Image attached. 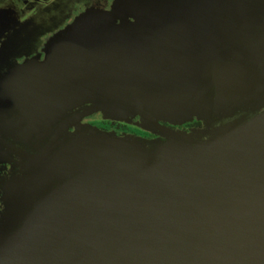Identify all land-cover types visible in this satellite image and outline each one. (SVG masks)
<instances>
[{"label":"water","instance_id":"obj_1","mask_svg":"<svg viewBox=\"0 0 264 264\" xmlns=\"http://www.w3.org/2000/svg\"><path fill=\"white\" fill-rule=\"evenodd\" d=\"M211 1L157 21L161 52L142 29L132 44L81 35L65 76L94 104L76 119L98 110L136 117L166 140L63 147L56 129L24 161L36 178L22 185V204H7L0 264H264V17L252 0H235L231 41H208L209 26L187 24L233 21H215L229 14L219 12L226 0ZM156 118L201 128L175 132ZM169 145L199 152L171 160Z\"/></svg>","mask_w":264,"mask_h":264},{"label":"flooded vegetation","instance_id":"obj_2","mask_svg":"<svg viewBox=\"0 0 264 264\" xmlns=\"http://www.w3.org/2000/svg\"><path fill=\"white\" fill-rule=\"evenodd\" d=\"M53 2L54 0H24V7L16 8L21 16L18 22L23 20L25 22L31 16H34L35 14L31 13L32 9L50 7ZM195 2V0H191L187 9H195L196 7L193 6ZM134 4H137L138 9L143 10L142 13H144L139 20L134 17L125 18L122 16L126 14L119 10L117 0H85L83 9L77 12L74 11L70 18H67L60 27L52 31V33L57 32L51 36L53 42L51 43L49 39L48 45L41 48L43 49L42 52L38 51L32 58L25 57L24 61L18 62L16 67H19L18 70L9 72L4 77L0 76V222L7 209L6 187L17 175H20V172L24 171V161L26 162L27 159L38 155L41 145L53 139L54 131L57 128H64L71 123V110L87 108L86 103L77 104V98L75 96L70 97L71 88H67L65 82L61 80L62 77H66L65 69L70 66L67 62L71 58L73 60L79 58L78 56H70L72 50L75 49L76 42L73 44L66 43L67 36L71 37L74 31H79L80 33L77 36L80 38L83 35L86 39L87 31H91L95 35H100L99 37H104L106 41L114 42L126 39L129 41H127V44H132L135 43L136 39L133 30L142 29V31H146V35L158 36V38L153 39V43L159 44L158 50L159 52L162 51V46L165 45L163 39H161L162 32L154 31V29L157 21L164 18L166 12L172 9L170 7L171 2L169 0H136ZM104 5H107V8H104ZM108 6L112 7L109 8ZM133 7L135 8V6ZM237 7L238 4L235 0L224 1L223 11L219 12L228 13L229 16L227 18L220 16L214 20L226 22L233 19L231 13L241 10L236 9ZM213 9L221 10L218 7H213ZM106 11L114 15L111 18V23L107 21L108 13ZM118 15L119 18H117ZM151 15H159V17L150 20ZM120 17H123V21L119 20ZM179 18H175L174 29H178L177 25L182 24L181 16ZM71 24H73V27ZM239 25L234 18L232 22L226 23H204L201 25L188 23L187 27L196 30L199 26H209L212 38L208 41L223 34L228 37L227 42H230V37L233 34L230 31H235ZM60 32L66 34L61 36ZM4 33V31L0 32V46L7 37L5 35V38L2 39ZM143 40V45L149 43L148 40ZM61 56L64 58L61 59ZM57 61L63 64L53 65ZM68 76L67 79L70 80V74ZM76 117L73 116V120ZM83 119L81 121H85ZM200 124L199 121L194 120L182 126L185 129L184 131L187 132L189 129H199ZM171 129L177 130L174 127ZM121 135V132H109L107 134L109 137L128 139ZM146 137H150V135H146Z\"/></svg>","mask_w":264,"mask_h":264},{"label":"rangeland","instance_id":"obj_3","mask_svg":"<svg viewBox=\"0 0 264 264\" xmlns=\"http://www.w3.org/2000/svg\"><path fill=\"white\" fill-rule=\"evenodd\" d=\"M23 1L24 0H0V32L3 31L5 32L2 39L5 38V35H7L5 41L2 42V45L0 46V76L1 77H4L5 74H8L9 72H14L18 70L19 67L16 68L18 62L20 63L24 61L25 57L32 58V56H35L38 53V51L42 52L43 49L41 48L46 47L48 45L49 39L50 42L52 43L53 37L51 36L56 32L55 31L54 33H52V31L60 27V25L63 24V22H65L67 18H70L74 14V11L77 12L80 9H83L84 7L83 3L85 0H54V2L51 3L52 5L50 7H46L42 9L34 8L32 9L31 12L32 14H35L34 16H31L30 19L26 20L25 22H23L24 20L18 22L21 19V16L18 14V11H16L17 10L16 8H21V6L24 7ZM117 1L119 3L118 6L119 10H121L126 14L122 16H124L125 18L134 17V18H138V20L142 18V15L144 13H142L143 10L138 9L137 4H134L136 0H117ZM169 1L171 2L170 7L176 10L180 7L187 9V7L190 6L189 2L191 0H169ZM205 1L210 2L211 0H200L198 2H195L193 6H198V7L209 6V8H211L213 4H204ZM250 4L254 5L255 11H257L256 13L261 14L263 15L262 17H264V0H252ZM133 6H135V8ZM104 8H107V5H104ZM106 12L108 13L107 21L108 22L110 21L109 23H111L112 22L111 18L114 17V15H111L109 11ZM170 13L173 12L170 11ZM170 13L168 15H172ZM158 17L159 15H151L150 20L156 19ZM117 18H119V15ZM119 20L123 21V17H120ZM71 26L73 27V24H71ZM78 33L80 32L74 31L71 37L66 35L68 37L66 43H70V44H73L74 42L80 43L81 40L77 36ZM59 34H61L62 36L63 34L66 33L60 32ZM63 58L64 57L61 56V59ZM62 64L63 63L59 61L53 63V65H62ZM71 70H73V66L69 67V69L66 68L65 72L69 73L68 71ZM61 80L65 82V85L69 89L71 88V85L77 87L79 83L78 80L75 81V83H71L70 80L67 79V77H62ZM75 91H76L75 89L70 90V97L75 96L77 98L76 99L77 104L86 103V101H84L86 98L85 97L82 98L80 97L81 99L78 98L76 95L77 93ZM93 104H94L93 101L87 102L88 108ZM85 111L86 109H82V108H78V110H71L70 112L71 123H69L64 128H62V132H61L62 134L66 135V140L62 145L63 147L69 143L72 144L80 140L91 139V140L99 141L101 140V137H106L109 132H121L122 134L121 136H125L128 139H131L132 141L140 145H146L149 142H153L157 140L158 141L166 140V138L160 136L159 134L155 133L153 130L147 128V126L142 125V121L139 118L136 117L121 118L120 116L118 117L111 113L110 115H108L107 113H104L108 111H104V110L90 112L85 116H82L81 119L84 118L83 120L85 121H81V119L73 120L72 118L73 116H78L79 114H83ZM109 112H113V111L111 110ZM156 121L167 129H170L175 132L186 133V131H184L185 129L182 126L185 123L175 124L169 118L168 119L156 118ZM172 127L177 128V130L171 129ZM60 129L61 128H57V131H59ZM146 135H150V137H146ZM126 158L132 159L129 156H126ZM19 174L20 175H17V177L14 178L13 181L9 182L10 184L7 185L6 187V200L8 199L7 204L9 203L8 205H10L12 208L22 204L21 203L22 200L20 199L21 196L20 194L22 192H25L24 187L22 185L30 184L36 178L35 173H32L30 171H22Z\"/></svg>","mask_w":264,"mask_h":264},{"label":"bare ground","instance_id":"obj_4","mask_svg":"<svg viewBox=\"0 0 264 264\" xmlns=\"http://www.w3.org/2000/svg\"><path fill=\"white\" fill-rule=\"evenodd\" d=\"M199 152L198 148H190V147H184L179 145H169L168 146V155L171 160H179L184 158H189ZM29 164H34L33 161H29ZM15 232V231H14ZM13 233V231L10 232V235Z\"/></svg>","mask_w":264,"mask_h":264},{"label":"trees","instance_id":"obj_5","mask_svg":"<svg viewBox=\"0 0 264 264\" xmlns=\"http://www.w3.org/2000/svg\"><path fill=\"white\" fill-rule=\"evenodd\" d=\"M199 128H201V126Z\"/></svg>","mask_w":264,"mask_h":264}]
</instances>
